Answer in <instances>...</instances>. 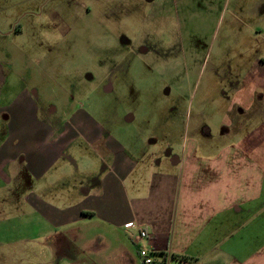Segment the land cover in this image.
<instances>
[{
  "label": "crops",
  "instance_id": "obj_1",
  "mask_svg": "<svg viewBox=\"0 0 264 264\" xmlns=\"http://www.w3.org/2000/svg\"><path fill=\"white\" fill-rule=\"evenodd\" d=\"M239 62L235 85L227 65L211 67L195 110L184 99L166 107L146 149L124 148L78 108L45 123L35 89L0 105L9 113L0 174L33 179L17 207L33 235L1 238L0 264H142L128 223L150 235L154 264H264V54ZM69 133L92 154L77 160V185L70 162L57 165Z\"/></svg>",
  "mask_w": 264,
  "mask_h": 264
},
{
  "label": "rangeland",
  "instance_id": "obj_2",
  "mask_svg": "<svg viewBox=\"0 0 264 264\" xmlns=\"http://www.w3.org/2000/svg\"><path fill=\"white\" fill-rule=\"evenodd\" d=\"M263 48L264 0H0V105L35 89L45 123L68 122L78 108L124 148L131 140L146 149L166 107L184 99L195 110L213 65H227L235 85L245 69L235 64ZM8 117L0 106V141ZM65 137L57 165L70 162L77 185V160L92 154L81 134ZM9 174H0V239H27L32 220L17 207L32 175Z\"/></svg>",
  "mask_w": 264,
  "mask_h": 264
},
{
  "label": "built area",
  "instance_id": "obj_3",
  "mask_svg": "<svg viewBox=\"0 0 264 264\" xmlns=\"http://www.w3.org/2000/svg\"><path fill=\"white\" fill-rule=\"evenodd\" d=\"M134 227L133 223H128L125 225V230L131 237L134 245L137 246V253L142 262V264H154L155 251L148 246V241L150 240V235L146 230L142 228H137L136 232L133 234L129 230Z\"/></svg>",
  "mask_w": 264,
  "mask_h": 264
}]
</instances>
